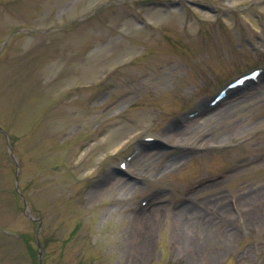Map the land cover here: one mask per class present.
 I'll return each instance as SVG.
<instances>
[{
  "label": "rangeland",
  "instance_id": "rangeland-1",
  "mask_svg": "<svg viewBox=\"0 0 264 264\" xmlns=\"http://www.w3.org/2000/svg\"><path fill=\"white\" fill-rule=\"evenodd\" d=\"M259 64L264 0H0V264H264V76L186 113Z\"/></svg>",
  "mask_w": 264,
  "mask_h": 264
},
{
  "label": "bare ground",
  "instance_id": "bare-ground-1",
  "mask_svg": "<svg viewBox=\"0 0 264 264\" xmlns=\"http://www.w3.org/2000/svg\"><path fill=\"white\" fill-rule=\"evenodd\" d=\"M193 144H194V143H193ZM139 210H140L141 215H143V214H142V213L144 212L143 209H142V208H139ZM156 215H157V214H156ZM156 215L153 216V219L156 217ZM183 230H184V229H182L181 231H183ZM183 232H184V231H183ZM185 233H187V231H185ZM185 233H184V234H185ZM182 242H183V241H182Z\"/></svg>",
  "mask_w": 264,
  "mask_h": 264
}]
</instances>
